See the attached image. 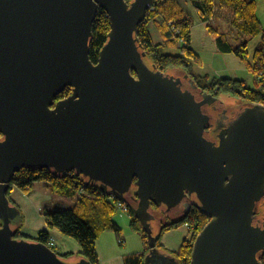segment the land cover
Masks as SVG:
<instances>
[{
    "label": "water",
    "instance_id": "water-1",
    "mask_svg": "<svg viewBox=\"0 0 264 264\" xmlns=\"http://www.w3.org/2000/svg\"><path fill=\"white\" fill-rule=\"evenodd\" d=\"M155 1L0 0V264H90L14 239L19 209L7 194L24 168L75 173L132 206L148 233L145 264H179L155 247L150 210L188 214L191 196L209 222L190 264H262L264 105L237 110L219 143L209 139L205 108L222 101L141 50L138 27ZM100 9L111 30L95 64Z\"/></svg>",
    "mask_w": 264,
    "mask_h": 264
},
{
    "label": "trees",
    "instance_id": "trees-1",
    "mask_svg": "<svg viewBox=\"0 0 264 264\" xmlns=\"http://www.w3.org/2000/svg\"><path fill=\"white\" fill-rule=\"evenodd\" d=\"M131 2L132 0H127ZM194 8L202 23H206L208 32L213 35L216 45L220 52L224 54H233L244 63L248 70L257 78L264 71V24L258 18V5L255 0H188ZM159 10H149L147 19L139 25L138 39H140L141 50L146 53V60L157 66L161 71L182 70L189 74L190 78L195 80L196 84L202 91L210 92L216 97L222 95H232L236 98L246 101L247 104L257 102L264 105V86L257 83L256 88H249L245 81L236 78H210V76H202L194 72V64L202 65V60L192 47V30L194 21L191 15L181 12V4L178 0H157ZM162 3V4H161ZM220 6L227 7L232 12L230 20L231 27L239 34L242 42L234 45L229 40L228 35L220 32L210 23L215 15L216 8ZM174 22L171 27L168 26L170 21ZM150 23H154L160 35L165 40L162 45H157L151 35ZM94 34L91 39V60L97 64L101 49L106 45L108 33L110 32V22L106 11L100 9L97 13L93 26ZM177 31V33H176ZM262 37L261 46L255 51L254 58L251 59L249 54V43L254 38ZM183 40V46L180 54H168L165 47H176L177 40ZM136 76V74L134 73ZM71 88H66L65 92L57 97L62 100L68 97ZM1 138V135H0ZM38 182L50 183L55 192H60L66 196H72L75 189L84 188L81 198L77 201L74 208L70 210L60 209L59 211H48L45 219L48 228H54L61 231L64 235L77 240L81 247L78 255L85 258L90 264H100L99 254L97 250V241L101 233L106 230L114 231L117 238L124 241L123 232L116 223L112 221L114 212L116 211L115 203L110 197L101 192L97 186H88L84 183L82 176L75 173L69 174L66 178L54 175L49 169L42 170L39 168H24L14 175V179L10 185V192L14 187L19 188L23 192H29ZM11 201V200H10ZM12 205L13 202L11 201ZM264 206V204H263ZM17 208V207H16ZM19 209V208H17ZM129 213L131 215L130 226L138 232L145 242V250L138 254H131L124 257L125 264H145L146 257L151 247H148V233L136 219L132 206L129 205ZM209 218L200 212L197 208L191 210V214L184 216L181 220L170 221L162 227L159 237H156L155 247L164 248L162 241L163 235L170 230H176L182 226H189L191 238L186 239L182 243V247L178 251H172L171 255L175 257L179 264H190L192 260L193 242L199 233L208 224ZM0 227L2 222L0 221ZM14 239H32L40 242L55 252L60 258L71 260L75 257V253H63L50 244L52 240L49 230L42 231L37 238L26 235L19 226L13 235ZM264 264V257L262 259Z\"/></svg>",
    "mask_w": 264,
    "mask_h": 264
},
{
    "label": "rangeland",
    "instance_id": "rangeland-1",
    "mask_svg": "<svg viewBox=\"0 0 264 264\" xmlns=\"http://www.w3.org/2000/svg\"><path fill=\"white\" fill-rule=\"evenodd\" d=\"M181 4V12L191 15L194 21V28L192 30V47L196 53L202 58V65L194 64V72L202 76H229L232 78H243L248 80V86L255 87L254 83L251 80L254 79L253 74H250L247 68H244V64L240 58L236 57L233 54H224L219 51L218 46L216 45L215 38L208 32L207 25L203 24L198 15L196 14L194 8L188 0H178ZM258 5V18L264 24V0H255ZM160 3L155 7L156 10H159ZM162 4V3H161ZM151 10V9H149ZM154 10V11H156ZM153 11V10H152ZM232 18V12L223 6L218 7L215 10L214 17L210 20V23L214 25L216 29L221 28V32L225 35H228L229 40L232 44L237 45L242 40L236 39V35L233 33V28L231 27L230 20ZM221 21V24H220ZM174 25L173 20L168 23V26ZM221 25V26H219ZM152 38L154 42L158 45L165 43L164 38L160 35L157 27L154 23L149 25ZM177 33V31H176ZM182 39L177 40L176 47L166 46L164 49L168 54H180L182 46L179 45ZM262 37L254 38L250 40L249 43V54L251 59L254 58L255 51L261 46ZM239 67H243L245 72H237ZM231 70V71H229ZM176 74L184 73L182 70L169 71ZM257 81V78H256ZM219 99L224 102L223 105L229 110H240L247 105L246 101L236 98L232 95H222ZM29 192H23L19 188L14 187V190L10 192L8 199L13 202V206L19 208V211H12V229H16L20 226L21 230L29 235L32 238H37L38 235L45 230H49L52 233V237L60 249L59 252L65 253L66 251L75 252V257H80L78 252L81 250L80 244L74 238H70L64 235L61 231L54 228H48L47 221L45 219V214L48 211H59L60 209L70 210L74 208L77 201L81 198L82 192L81 187L79 189L72 190V196H66L62 193L55 192L53 186L50 183L38 182ZM115 203V202H114ZM117 204V202H116ZM116 211L113 214L112 221L121 228L124 236V241L121 243L117 234L114 231L106 230L100 234L97 241V250L100 255L101 260L105 259L107 256H118V259L114 264H123L124 257L131 254H138V252L144 251L145 242L143 237L136 232L131 223V215L129 211L122 210L118 205H116ZM150 214L154 218L149 220V225H151L152 235L159 237L161 233L163 220H166L165 216H171L175 219L181 216L182 210L177 213L167 214L165 211L159 209H151ZM1 220V219H0ZM54 231L61 238L60 240L54 236ZM189 226H182L179 230H171L166 232L163 236V243L165 248H160L159 250L170 255L174 250H178L182 244L184 238H189L191 235ZM56 247V245L54 246ZM56 247V248H58ZM117 258V257H116ZM115 258V259H116ZM104 264H109L107 261H104Z\"/></svg>",
    "mask_w": 264,
    "mask_h": 264
},
{
    "label": "flooded vegetation",
    "instance_id": "flooded-vegetation-1",
    "mask_svg": "<svg viewBox=\"0 0 264 264\" xmlns=\"http://www.w3.org/2000/svg\"><path fill=\"white\" fill-rule=\"evenodd\" d=\"M206 93H210V92H206ZM223 103L224 102L219 104L215 103L205 108V113L211 116L212 122L214 123V127L207 130L206 135L208 136L209 139L215 141L216 143H219V136L221 131L224 129V127H226L229 124V122H231V120L235 117V114L237 112L235 110H229V108L225 107ZM187 202L191 204V208L188 209V214L184 212V210H186L184 208V210L182 211L183 214H181V216L178 217L177 219L171 217L170 215L165 216L166 220H163L165 222L163 225L167 224L170 221L181 220V218H183L184 216L191 214L192 209L197 208L196 206L197 201L194 198V196L189 197L187 199ZM151 209L157 210L158 208L153 204L151 206ZM258 220L264 222V206H262L261 211L258 214Z\"/></svg>",
    "mask_w": 264,
    "mask_h": 264
},
{
    "label": "crops",
    "instance_id": "crops-1",
    "mask_svg": "<svg viewBox=\"0 0 264 264\" xmlns=\"http://www.w3.org/2000/svg\"><path fill=\"white\" fill-rule=\"evenodd\" d=\"M220 7H223V6H220ZM204 24V23H203ZM206 24V23H205ZM204 24V25H205ZM220 24H221V21H220ZM219 26H221V25H219ZM218 30L221 32V28H218ZM233 33L236 35V39L237 40H239V38H240V36H239V34H237L236 33V31L233 29ZM152 35V34H151ZM241 39V38H240ZM192 40H193V38H192ZM242 40V39H241ZM158 45V44H157ZM194 48V47H193ZM195 51V50H194ZM196 52V51H195ZM198 55V54H197ZM199 56V55H198ZM199 58H200V56H199ZM201 60H202V58H201ZM243 63V62H242ZM244 64V63H243ZM244 68H247L245 65H244ZM235 70H237V72H240V71H242V72H245L244 71V69H243V67H239L238 69H235ZM245 70H247L250 74H252L249 70H248V68L247 69H245ZM229 71H231V70H229ZM213 77H215V78H218V77H221V78H232V77H230V75L229 76H220L219 74L217 75V76H213ZM213 77H210V78H213ZM253 77H254V75H253ZM236 79H239V78H236ZM241 80H243V81H245L246 82V84H247V86H248V83H247V81L248 80H246V79H243V78H240ZM239 79V80H240ZM250 81H252L253 83H254V86L255 87H250V86H248L249 88H256L257 87V81H256V77H254V79H252L251 78V80ZM179 229H181V228H179ZM179 229H177V230H179ZM57 230V229H56ZM171 231V230H170ZM51 233V232H50ZM54 236H56L57 237V239H61L58 235H57V233L54 231ZM27 235V234H26ZM191 235V234H190ZM192 236V235H191ZM191 236L189 237V238H184V240L182 241V243L186 240V239H190L191 238ZM51 237H52V233H51ZM52 239H53V237H52ZM54 241V240H53ZM55 242V241H54ZM162 244H163V247L165 248V249H167V247H165V245H164V243H163V241H162ZM55 245H56V247H58V244L55 242ZM181 247H182V244L180 245ZM180 247V248H181ZM179 248V249H180ZM57 249H60L59 247L57 248ZM178 249V250H179ZM178 250H174V251H178ZM73 251H66L65 253H72ZM81 251H79L78 253H80ZM73 253H75V252H73ZM99 254V253H98ZM117 257V258H116ZM116 258V259H115ZM118 259V256L116 255V256H107V257H105V259H103V260H101V258H100V255H99V261H100V264H104V261H107V263H109V264H114L115 262H116V260ZM123 260V264H125V260L124 259H122ZM117 264H119V262H117Z\"/></svg>",
    "mask_w": 264,
    "mask_h": 264
},
{
    "label": "built area",
    "instance_id": "built-area-1",
    "mask_svg": "<svg viewBox=\"0 0 264 264\" xmlns=\"http://www.w3.org/2000/svg\"><path fill=\"white\" fill-rule=\"evenodd\" d=\"M155 3H156V2H155ZM155 3H154L153 6L150 8L151 10H155V7H156ZM183 44H184V43H183V40H181V42H180L179 45L183 46ZM257 83L260 84L262 87L264 86V71H263L260 75L257 76ZM83 190H84V188L81 189V192H82V193H83ZM110 200H111L112 202L115 201V199L112 198V197H110ZM116 202H117L116 205H118L122 210H124V211H125V210H126V211L129 210V206H128V204L123 203V202H121V201H117V200H116ZM50 241H51L50 244H51L52 246H55V242H54L53 240H50Z\"/></svg>",
    "mask_w": 264,
    "mask_h": 264
}]
</instances>
